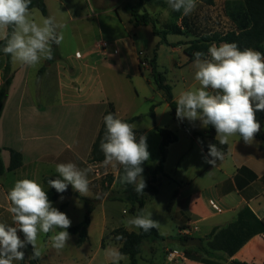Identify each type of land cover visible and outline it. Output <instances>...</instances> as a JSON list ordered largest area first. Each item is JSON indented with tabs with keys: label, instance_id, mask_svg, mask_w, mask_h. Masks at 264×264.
<instances>
[{
	"label": "crops",
	"instance_id": "crops-1",
	"mask_svg": "<svg viewBox=\"0 0 264 264\" xmlns=\"http://www.w3.org/2000/svg\"><path fill=\"white\" fill-rule=\"evenodd\" d=\"M126 1L134 0H87L89 10L83 13L74 10L69 0H46L49 17L63 25L58 29L63 38L53 45L57 56L52 62L42 59L36 67L12 59V83L0 120V145L8 153L9 149L20 152L24 163L18 170L0 176V222L12 223L6 196L17 180H35L48 191L44 178L56 179V165L72 162L81 169H91L89 191L86 196L81 195L69 184L67 190L72 194L58 193L52 204L70 218L68 232L90 217L88 239L78 245L86 246L93 232H98L100 242L87 264L95 261L100 250H119L120 243L111 240L105 247L102 245L114 230L139 231L125 223L128 213L123 210L120 214V201L104 196L96 211L88 214L86 205L75 196L91 200L99 197L100 182L106 173L114 176L113 191L122 193L133 188L119 182V166L90 163L103 115L113 104L118 118L135 125L136 135L147 137L150 158L141 165L146 186L161 160L162 138L157 128L171 130L178 136V141L168 147L163 173L157 174L153 183L157 193L143 194L146 202L142 209L152 212L151 218L161 224L156 230L166 240H146L137 264H155L158 254L162 264H169L165 259L167 250L185 251L187 247L205 248L209 253L200 255V260L187 258L176 264H264V140L255 136L253 143L246 144L234 135L229 138L223 160H217L215 166L205 162L207 152L192 133H201L205 139L214 135L216 139V132L211 134L199 120L177 118L149 63L157 49L158 72L165 77L176 102L181 91L200 87L195 80L194 61L184 52L195 35L168 34L167 43L162 44L151 26L136 27L131 23L123 6ZM114 5L116 15L113 9H107ZM96 7L104 10L96 11ZM150 10L159 27L168 22L181 26L182 19L188 18L190 23L210 32L237 28L246 19L243 0H196L195 10L187 16L169 6ZM29 12V19L42 23L38 9ZM5 31L0 30V41L4 40ZM66 38L73 45L71 49L66 47ZM5 64L6 58L1 56L0 88L4 84ZM153 106L155 118L150 116ZM255 117L260 124L259 133L264 135V110L256 111ZM2 156L8 166L10 154ZM175 193L177 198L169 208ZM17 234L23 240L19 230ZM180 236L201 239L202 246H185ZM125 257L119 264L129 263V257ZM24 259L28 262L32 258ZM107 264H112L110 258Z\"/></svg>",
	"mask_w": 264,
	"mask_h": 264
},
{
	"label": "clouds",
	"instance_id": "clouds-1",
	"mask_svg": "<svg viewBox=\"0 0 264 264\" xmlns=\"http://www.w3.org/2000/svg\"><path fill=\"white\" fill-rule=\"evenodd\" d=\"M32 0H0V30L5 31L3 53L23 65L36 67L41 60L53 59V45L62 40V28L54 17L44 18L41 24L29 19ZM175 12L187 16L196 8V0H166ZM194 56L195 80L200 87L183 90L176 99L178 119L190 122L199 120L203 127L211 125L216 131V140L227 145L229 138L239 135L246 144L254 141L260 130L255 117L256 111L264 110V53L246 48L241 50L235 43L212 44L207 53L196 51ZM106 127L100 148L104 154L105 166H119V182L132 185L137 194L144 193L146 181L142 175V164L148 161L150 153L146 135L139 136L135 125L123 121L113 113L104 117ZM205 162L215 166L224 159L223 150L217 144L208 145ZM211 157V159H208ZM91 169L79 168L75 163H58L56 179L47 181L57 193H64L68 185L85 195L89 191L88 173ZM86 196V195H85ZM6 199L12 223L0 222V264H14L23 261L26 244L33 247L31 258L41 256L37 247L40 233L50 234L51 247L60 251L65 248L71 226L68 216L54 207L43 186L35 180L21 179L8 191ZM63 200V196H61ZM152 212L141 209L140 213L127 219L129 226L149 232L159 229L161 224L153 220ZM15 225V226H11ZM18 230L24 234L21 240ZM117 240L123 236L118 235ZM112 264H119L125 255L115 248L106 250Z\"/></svg>",
	"mask_w": 264,
	"mask_h": 264
},
{
	"label": "trees",
	"instance_id": "trees-1",
	"mask_svg": "<svg viewBox=\"0 0 264 264\" xmlns=\"http://www.w3.org/2000/svg\"><path fill=\"white\" fill-rule=\"evenodd\" d=\"M245 6V20H242L237 28L232 27L230 29H224L220 31L210 32L206 27L200 29L196 24L190 23L188 18H185L182 25L179 26L174 22L165 23L163 26H158L156 19L151 14L150 9L154 8H167L168 4L166 0H134L124 2V10L131 16V23L136 26H151L154 35L161 38V43H167V35H185L193 34L195 37L187 43V47L184 49V52L189 56L191 61H194L193 53L196 51H202L207 53L208 48L212 44H221V43H232L235 42L241 50L246 48H251L253 50L264 53V0H243ZM33 9H38L42 15L47 18L49 17L48 9L46 5V0H32L31 5L29 6V11ZM247 21V22H246ZM200 29V30H198ZM7 31H10L8 29ZM199 31V32H198ZM5 44V40L0 41V57L4 56L6 58V64L3 71L4 84L0 88V120L3 116L6 101L8 98L9 88L12 83V57L11 55L5 54L2 51V48ZM57 50H53V59L57 56ZM145 60H142L143 63ZM147 61V60H146ZM152 67V73L158 87L166 93L167 102H169L172 111L176 115V102L173 99L172 89L169 85L165 84V77L162 73L158 72L157 66V49H155L151 60L149 61ZM43 69L40 71V74L43 73ZM113 113L116 116L115 107L113 104H109L107 110L103 115V124L99 135L96 139L95 144L93 145L90 163H103L105 157L100 148L101 139L103 138L106 127L104 124V117ZM150 116L155 118L154 106L151 108ZM117 117V116H116ZM128 122L129 121H125ZM185 126V125H184ZM210 133L214 134L215 128L211 125L208 126ZM187 129V127L185 126ZM162 141L160 145V155L161 160L157 168L155 169L154 176L145 187L144 192L149 191L157 193L156 187L153 186V183L156 182V175L163 173V165L166 159L168 147L178 141V136L168 129L157 128ZM188 130V129H187ZM189 131V130H188ZM192 135L198 139L200 144L204 147L208 154V145L217 144L220 147L224 154L228 152V145H220L219 142L215 139L214 135H211L205 139L201 133L194 132ZM258 138L264 140V135L257 133L255 135ZM139 137V133H137ZM2 147L0 145V176L4 175L7 172H14L23 166V155L14 150L9 149L10 154V163L6 166L2 160ZM211 158V157H210ZM49 177L44 178V182L48 185L47 181ZM114 183V176L111 173H106L101 179V195L94 200L82 197L80 195H75L81 202H83L87 207L88 214H91L95 205L98 204L104 196H107L108 200L111 201H120L127 202L131 205V213L135 215L140 213V210L143 208L146 198L144 193L137 194L133 188H130L122 193H118L111 189ZM49 186V185H48ZM48 198L51 202H54L58 198V193L54 188L49 187V190L46 191ZM177 198V193L174 194L173 198L169 203V208L173 206ZM90 227V217L87 216L84 221L72 228L69 229V233L78 236V243L83 244L88 239V229ZM21 236L24 239V234L20 232ZM118 235L123 236L122 240H117ZM180 241L187 246V243L190 237H179ZM111 240L116 243H120L119 251L125 256L129 257L128 264H137L138 257L142 252V246L146 240H166L165 237L161 236L156 229H152L149 232H144L142 229H139L138 232H129L124 228H119L114 230L110 235L103 239V246L105 247L106 241ZM30 247V250L33 255V247L31 244H26ZM186 255L190 259L200 260V255L208 254L209 252L205 248H196V247H187ZM197 253V254H193ZM20 264H40L39 258L31 259L26 261L23 259ZM233 264H248L242 262H233Z\"/></svg>",
	"mask_w": 264,
	"mask_h": 264
},
{
	"label": "rangeland",
	"instance_id": "rangeland-1",
	"mask_svg": "<svg viewBox=\"0 0 264 264\" xmlns=\"http://www.w3.org/2000/svg\"><path fill=\"white\" fill-rule=\"evenodd\" d=\"M69 1L72 4V7L74 8V10L79 9L83 13H88L89 8L87 6L88 5L87 0H69ZM116 6L117 5L107 7V9H110V10L113 9V13L116 15L115 10H114ZM99 10H104V8L102 9V8L96 7V11H99ZM41 17L42 19L45 18L42 14H41ZM184 19L185 18L182 19V23ZM223 27L226 28V25H224ZM65 41H66L65 43L66 47L71 49L73 45L70 43V39L66 38ZM62 49L66 50L65 46H63ZM2 154L9 157V153L6 150H4ZM97 169L102 170L103 168L98 167ZM6 183H7L6 180H4V184ZM98 184L99 183L96 182V186H95L96 188L98 187ZM166 187L167 185L165 186V188ZM118 188H120V185L118 186ZM165 192L166 191L163 190V193H164L163 195H165ZM163 199H164V196L160 198V201H162ZM121 203L123 204H121L120 214L123 212V210H126V212L128 213L127 219L133 217L130 211L131 205L127 202H121ZM100 205H101L100 202L96 204L93 211H96V209ZM76 215H78V213L74 215V220L76 218ZM69 234H70V239L67 241V245L65 246L64 249L60 251H57L56 249L52 248L51 245H48V234L40 233L38 235L37 247L40 249V252H41V256L39 257L40 264H87L88 263L89 256L94 255L96 253L99 242H100L98 232H93L90 237V241L86 244V246L84 245L83 247L78 245V238L76 235H73L71 233ZM20 251L24 252L25 257L31 258L32 254H31V250L29 246L26 245L24 248L20 249ZM96 256L97 257L95 258V261L92 264H107L109 257L106 255V251L100 250V252ZM160 258H161V255L158 254L155 264H162Z\"/></svg>",
	"mask_w": 264,
	"mask_h": 264
},
{
	"label": "built area",
	"instance_id": "built-area-1",
	"mask_svg": "<svg viewBox=\"0 0 264 264\" xmlns=\"http://www.w3.org/2000/svg\"><path fill=\"white\" fill-rule=\"evenodd\" d=\"M103 47H107V43H103ZM77 57H81L80 54L77 55ZM188 257L186 255V252L184 250L179 249H169L166 251L165 259L169 264H176L180 261L186 260Z\"/></svg>",
	"mask_w": 264,
	"mask_h": 264
},
{
	"label": "water",
	"instance_id": "water-1",
	"mask_svg": "<svg viewBox=\"0 0 264 264\" xmlns=\"http://www.w3.org/2000/svg\"><path fill=\"white\" fill-rule=\"evenodd\" d=\"M59 194L71 195L72 192H70L69 190H66L64 193H59ZM188 245L200 247V246H202V241H201V239H198V238H190L188 241Z\"/></svg>",
	"mask_w": 264,
	"mask_h": 264
}]
</instances>
